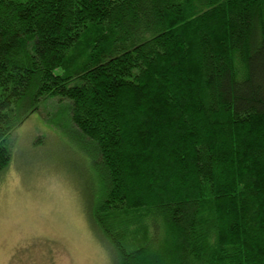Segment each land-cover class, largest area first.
<instances>
[{
    "label": "trees",
    "instance_id": "1",
    "mask_svg": "<svg viewBox=\"0 0 264 264\" xmlns=\"http://www.w3.org/2000/svg\"><path fill=\"white\" fill-rule=\"evenodd\" d=\"M55 97L112 264H264V0H0V175Z\"/></svg>",
    "mask_w": 264,
    "mask_h": 264
},
{
    "label": "rangeland",
    "instance_id": "2",
    "mask_svg": "<svg viewBox=\"0 0 264 264\" xmlns=\"http://www.w3.org/2000/svg\"><path fill=\"white\" fill-rule=\"evenodd\" d=\"M10 143L0 175V264H112L85 212L97 184L103 193L91 166L103 157L74 123L71 103L42 100Z\"/></svg>",
    "mask_w": 264,
    "mask_h": 264
}]
</instances>
